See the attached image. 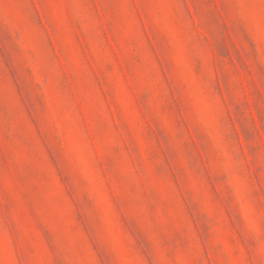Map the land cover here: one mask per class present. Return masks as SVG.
I'll return each mask as SVG.
<instances>
[{
    "label": "rangeland",
    "instance_id": "374dc122",
    "mask_svg": "<svg viewBox=\"0 0 264 264\" xmlns=\"http://www.w3.org/2000/svg\"><path fill=\"white\" fill-rule=\"evenodd\" d=\"M0 264H264V0H0Z\"/></svg>",
    "mask_w": 264,
    "mask_h": 264
}]
</instances>
